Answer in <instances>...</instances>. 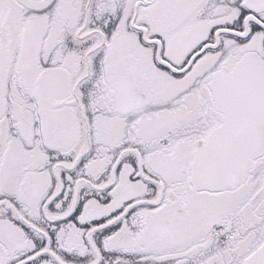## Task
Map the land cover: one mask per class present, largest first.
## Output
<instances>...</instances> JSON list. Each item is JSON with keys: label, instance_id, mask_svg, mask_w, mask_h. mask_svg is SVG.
Masks as SVG:
<instances>
[{"label": "snow or ice", "instance_id": "1", "mask_svg": "<svg viewBox=\"0 0 264 264\" xmlns=\"http://www.w3.org/2000/svg\"><path fill=\"white\" fill-rule=\"evenodd\" d=\"M0 264H264V0H0Z\"/></svg>", "mask_w": 264, "mask_h": 264}]
</instances>
